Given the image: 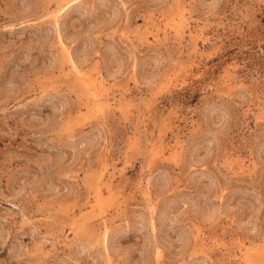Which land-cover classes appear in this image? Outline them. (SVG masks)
Wrapping results in <instances>:
<instances>
[{"label":"rangeland","instance_id":"obj_1","mask_svg":"<svg viewBox=\"0 0 264 264\" xmlns=\"http://www.w3.org/2000/svg\"><path fill=\"white\" fill-rule=\"evenodd\" d=\"M0 264H264V0H0Z\"/></svg>","mask_w":264,"mask_h":264}]
</instances>
